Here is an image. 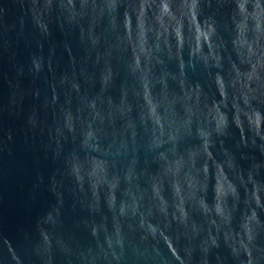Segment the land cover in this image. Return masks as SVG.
<instances>
[{
  "label": "clouds",
  "instance_id": "obj_1",
  "mask_svg": "<svg viewBox=\"0 0 264 264\" xmlns=\"http://www.w3.org/2000/svg\"><path fill=\"white\" fill-rule=\"evenodd\" d=\"M53 3L54 0H44V13L51 12ZM217 4L231 8L227 18L230 24L226 22L224 27L232 33L231 44L238 64L227 54L215 16L204 15L202 0H101L99 4L97 0H80L79 10L75 0H60L59 7L68 13L70 22L77 17H88V35L93 44L100 39L95 34L96 26L108 18L109 28L116 34L117 48L131 51L127 66L138 85L131 90L139 107L136 116H133L134 106L129 101L126 87L121 88L118 104L111 96L107 101L84 96L73 113L71 93L79 95L80 85L68 76L61 79L62 85H68L69 106H61L63 123H58L55 130L57 155L61 138L67 139L65 132L72 136L74 144L79 136L78 148L74 147L64 160L65 175L85 196L90 193V210L99 211L103 195L117 222L112 235L108 230L104 231L107 249L97 241V250L89 248L87 254L84 251L76 253L82 264H97L98 261L121 264L125 244L120 228L122 217L134 218L133 230L142 233V240L151 238L158 243L162 239L179 264H193V253L197 248L203 253L201 264H208V253L219 247L221 233L234 264H256L257 256L264 259V248L257 244L258 238L264 234V219H261L264 181L257 179L261 165H254L245 178L235 157L225 151V159L217 161L210 151L215 139L228 136L230 127L234 126L246 146L250 141L264 154V0H217ZM207 6L211 7L210 0ZM120 7L125 9L122 20H119ZM44 13L34 15L39 26L47 31V25L41 19ZM121 25L123 35L120 34ZM81 31L83 34V29ZM185 50L188 66L200 63L205 69H218L213 83L219 100L210 98L199 84L193 86L187 82ZM226 54L227 68L224 65ZM105 55L109 59L105 60L106 67L101 72L102 91L113 79L109 62L111 50ZM161 56L168 62L175 60L179 72L164 70L165 59ZM158 65L161 70L157 74ZM34 66L37 71L40 69L39 62L34 61ZM209 76H212L210 71ZM169 79L175 83V88L170 87ZM157 85L159 90L154 91ZM56 100L54 95L53 101ZM105 103L106 115L101 109ZM29 123L33 127L37 125L35 119ZM138 137H146L144 147L153 154V162L158 165L154 174L144 170L137 172ZM109 138V147L102 148L101 141ZM189 140L198 143H188L181 149V142ZM129 152L133 158L119 169L115 159H107ZM210 167L214 169L215 180L211 204L207 199ZM142 177L144 187L140 184ZM240 188L244 189L243 201ZM57 189L53 178L52 191L62 203ZM241 202L244 209L238 230H234L232 223ZM194 215L205 218L207 229L196 222ZM58 222L59 209L38 221L40 239L37 252L43 264H52V229ZM173 223L177 225L175 240L178 242L183 237L187 241L180 250L175 246L173 236L169 235ZM97 231L98 226L93 225L94 237H97ZM197 240L199 243H194ZM55 245L71 264L73 250L60 238L55 239ZM219 259L217 257L218 262Z\"/></svg>",
  "mask_w": 264,
  "mask_h": 264
},
{
  "label": "water",
  "instance_id": "obj_2",
  "mask_svg": "<svg viewBox=\"0 0 264 264\" xmlns=\"http://www.w3.org/2000/svg\"><path fill=\"white\" fill-rule=\"evenodd\" d=\"M100 2L101 0H97L98 4ZM210 2L211 7H208L209 0H202L203 13L205 16H215L227 54H230L232 60L238 64L231 44L232 33L224 27L226 22L230 24L227 18L230 16L231 8L220 7L217 0ZM75 3L76 9L79 10L80 0H75ZM43 4L44 0H0V264H43L37 252L40 239L37 224L56 209H59V222L52 229L54 241L52 264H68V257L55 245L56 238L62 239L73 250L71 264H82L76 253L84 251L87 254L89 248L97 250V241L107 249L104 231L108 230V234L112 235L116 228V219L112 217L103 195L99 211L90 210L88 207L90 193L85 196L76 188L72 179L65 175L64 160L74 147L78 148L79 136L74 144L72 136L65 132L67 139L61 138V149L57 155L55 130L58 123H63L61 106H69L68 85H62L61 79L68 76L70 80L75 79L80 85L79 95L71 93L70 107L73 113L79 106L80 98L84 96L88 99L100 97L104 101L111 96L118 104L122 87L129 89L128 98L134 106L133 116L139 111L131 91L138 85L127 66L131 51L123 47L117 48L116 34L110 30L108 18L96 26L95 34L100 39L98 43L93 44L88 35L87 16L77 17L75 21L70 22L68 13L59 7L60 0H54L50 13H44ZM124 10V7L119 8V20L123 19ZM37 12L44 13L41 19L47 25V31L37 23L34 15ZM120 34L123 35L122 25ZM109 49L112 52L109 62L113 79L110 86L102 91L100 77L106 67L105 60L109 59L105 55ZM227 54L224 59L225 68L228 67ZM161 58L165 59L164 70L170 73L179 72L175 60L168 62L166 57ZM34 61L40 63L38 71ZM184 61L187 82L193 86L199 84L210 98L219 100L213 83L218 69H205L200 63L188 66L187 50L184 53ZM160 70L161 66L158 65L157 74ZM169 85L172 88L176 87L171 79ZM158 90L159 85L154 91ZM54 95L57 97L55 102ZM101 109L106 115V103L101 105ZM31 119L36 120V127L29 123ZM139 131L143 137V130ZM145 141L146 137L143 139L138 137L140 147L135 153L137 172L144 170L148 174H154L158 165L153 162V154L144 147ZM110 143V138L102 140L101 147L106 149ZM188 143L198 141L181 142V149ZM257 144H260L259 140ZM210 151L217 161L225 159V151L235 157L236 164L243 170L245 178L254 165H261L257 179L264 181V154L258 147L252 146L250 141L246 146L241 141L239 130L234 126L230 127L228 136L215 139V145ZM80 154L83 155L82 152ZM132 158L131 152L107 157L109 160L117 161L118 169L127 165ZM213 173L214 169L210 167L211 179L207 195L209 204L213 202L214 197ZM53 178L58 185L57 191L61 193L62 203L52 191ZM140 184L141 187L145 186L144 177L141 178ZM248 187L251 189L250 184ZM239 191L243 201L244 189L240 188ZM117 195L119 199L120 194ZM243 209L244 205L241 202L232 223L234 230H238ZM193 218L207 229L208 223L203 216L194 215ZM261 219H264V213L261 214ZM93 225L98 226L97 237L92 235ZM134 226V218H120L125 243L121 264H179L162 239L158 243L151 238L142 240V233L134 231ZM176 230L177 225L173 223L169 235L173 236V242L180 250L187 241L181 237L177 242L174 238ZM212 231L215 234L214 227ZM203 235H206V232ZM194 243L198 244L199 240ZM218 243L219 247L211 249L208 253V264H234L222 233ZM257 244L264 248V234L258 238ZM117 251L119 252V249ZM180 254L183 256L182 251ZM217 257L220 258L219 262ZM202 259L203 253L197 248L193 253V264H201ZM97 264L106 262L98 261ZM112 264H115V261ZM256 264H264V259L257 256Z\"/></svg>",
  "mask_w": 264,
  "mask_h": 264
}]
</instances>
